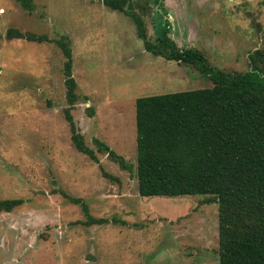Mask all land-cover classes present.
Here are the masks:
<instances>
[{"label": "rangeland", "instance_id": "374dc122", "mask_svg": "<svg viewBox=\"0 0 264 264\" xmlns=\"http://www.w3.org/2000/svg\"><path fill=\"white\" fill-rule=\"evenodd\" d=\"M153 41L164 21L177 47L225 72L264 48V0H128ZM0 0V264H217V206L207 195L141 196L135 179L136 97L208 87L195 68L144 49L132 19L101 0ZM8 29L66 37L76 100L65 119L59 47ZM93 139L122 156L123 169ZM78 198L93 217L85 225Z\"/></svg>", "mask_w": 264, "mask_h": 264}, {"label": "trees", "instance_id": "16d2710c", "mask_svg": "<svg viewBox=\"0 0 264 264\" xmlns=\"http://www.w3.org/2000/svg\"><path fill=\"white\" fill-rule=\"evenodd\" d=\"M30 8V0H18ZM158 4L160 0H153ZM111 10L128 15L144 49L166 60L195 68L211 81L208 87L136 97L135 179L141 196L207 195L204 202L217 206V264H264V48L247 55L248 69L225 72L211 66L191 47L179 48L168 36L164 21L153 41L147 39L144 23L128 0H101ZM6 38H26L55 43L63 57L64 116L74 148L97 162L94 151L83 141L69 108L76 100L71 76V52L66 37L8 29ZM96 149L107 153L119 167L130 169L124 158L102 141ZM84 220L100 224L78 198ZM20 198L0 199V211H10Z\"/></svg>", "mask_w": 264, "mask_h": 264}]
</instances>
